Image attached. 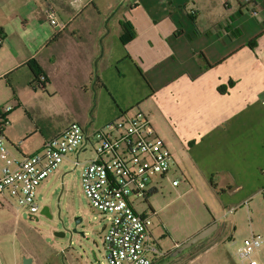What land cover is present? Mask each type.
Wrapping results in <instances>:
<instances>
[{"label":"crops","instance_id":"obj_1","mask_svg":"<svg viewBox=\"0 0 264 264\" xmlns=\"http://www.w3.org/2000/svg\"><path fill=\"white\" fill-rule=\"evenodd\" d=\"M89 1L82 0L77 9H59V15L55 12L63 29L56 32L49 25L48 39L43 38L41 45L31 40L26 21H18L17 16L12 18L14 30L8 32L0 26V79L5 80L9 73L32 77L26 63L34 59L45 73L46 84L61 71L62 78H77L81 95L74 100L92 108L89 118L80 115L60 128H37L43 141L71 123L83 127L79 120H84L86 130H95L93 125L97 129L120 114L141 111L139 104L153 100L142 111L150 123L161 118L172 127L181 146L191 142L186 153L179 152L151 123L165 145H171L177 169L184 164L183 157L189 158L204 180L216 185L227 211L243 204L250 205L252 212L255 203L264 210V0H138L140 6L131 0L124 9L79 23ZM123 25L135 34L126 44L120 41ZM254 39L251 49L248 43ZM54 45L61 46L59 51L42 56ZM6 135L15 146V136ZM175 151L182 155L179 160ZM213 223L212 219L199 229ZM219 231L216 223L204 239ZM208 243L209 239L204 252ZM179 245L174 243L166 250L158 246L162 256L152 264L185 262L163 257L169 251L174 255ZM91 249L83 252L85 264H93L89 251L97 258ZM263 252L261 247L254 256ZM226 256L225 251L222 264H228ZM16 257L19 260L14 264H21L23 254L18 252ZM71 259L74 263L64 257L59 264H81L73 256Z\"/></svg>","mask_w":264,"mask_h":264},{"label":"rangeland","instance_id":"obj_2","mask_svg":"<svg viewBox=\"0 0 264 264\" xmlns=\"http://www.w3.org/2000/svg\"><path fill=\"white\" fill-rule=\"evenodd\" d=\"M128 1L131 0H90L78 22L86 18L98 20L109 15L113 9H124ZM136 3L140 6L138 0ZM48 7L55 9L58 15L59 9H77L67 0H0V26L4 25L8 32L14 30L15 20L12 18L17 16L18 21H26L25 26L30 29L31 40L41 45L43 38L51 30L49 23L41 19L42 15L45 19L44 12ZM107 9L110 11L105 14ZM96 10H100V15ZM79 23L74 22L75 25ZM60 45H54L53 48L44 51L42 56L59 51ZM2 53L0 52V56ZM204 66L205 69L206 64ZM70 73L73 74V71ZM60 74L54 75L52 82L45 84V89L37 83L29 87L33 80L29 75L22 77L21 74H10L7 80L0 79V114L7 122L2 136L6 140V134L11 132L15 136L13 145L18 146V150L25 155L35 154L43 145L37 128L45 129L49 126L60 128L73 118L80 115L89 118L93 113L91 107L78 105L74 100L81 95L77 88L79 80L73 79V75L62 78ZM25 79L29 83H26ZM6 81L11 87L6 86ZM154 102L148 100L139 104L138 109L143 113L144 108ZM5 107L10 108L9 113L3 112ZM77 122L83 127L86 126L84 120ZM151 123L161 138L173 141L179 152H187L191 142L181 146L175 141L171 132L172 127L166 121L156 117L155 122L151 120ZM91 128L96 129L95 125ZM170 146L166 145V148L172 154ZM174 153L175 158L179 160L182 155L176 151ZM183 159L184 164H179L178 169L171 173V177L178 181V186L173 188L170 180H164L161 189L147 199L153 211L149 228L153 239L161 249L166 250L174 243L181 245L188 241L204 229H199L204 223H209L213 219L220 231L208 238L207 251L204 252L203 248L208 239H203L186 249V253L183 252L182 255L178 253L171 257L176 262L185 260L184 264H222V255L226 251L229 254L226 256L228 264H241L235 253L241 243L250 236V232L264 241L262 206L255 203L252 206L253 211L250 212V205L242 204L228 213L219 201V190L217 188L214 190L204 180L189 158ZM36 200L38 213L30 217L25 209L10 206L0 199V264L16 263L19 260L16 257L18 252L24 256L21 258V264L25 257L34 259L35 264H59L63 262L64 257L68 262L74 263L71 256L79 263L85 264L87 257L83 252L88 248H92L97 257L94 258L89 251L88 258L91 263L106 264L102 246V229L106 221L89 206L80 185L78 170H72L67 163H62L58 171L38 189ZM134 209L141 214L147 207L145 204L137 203ZM79 220L80 222L76 224ZM55 233H60L61 236H56ZM196 255L198 257L187 259ZM254 258L258 264H264V252L255 255Z\"/></svg>","mask_w":264,"mask_h":264},{"label":"built area","instance_id":"obj_3","mask_svg":"<svg viewBox=\"0 0 264 264\" xmlns=\"http://www.w3.org/2000/svg\"><path fill=\"white\" fill-rule=\"evenodd\" d=\"M67 1L77 6L82 0ZM44 16L56 32L62 31L53 8L48 7ZM9 111V107L3 109ZM2 117L0 114V130L6 124ZM62 163L78 170L89 206L106 221L102 229L106 264H152L162 256L149 229L153 211L138 214L134 206L146 204L164 180L177 187L178 181L171 177L177 167L145 114L126 112L92 131L71 123L44 140L32 155L21 154L18 146L7 144L0 133V199L25 209L30 217L36 215L37 191ZM263 244L261 237L250 235L235 256L242 264H257L253 256Z\"/></svg>","mask_w":264,"mask_h":264},{"label":"trees","instance_id":"obj_4","mask_svg":"<svg viewBox=\"0 0 264 264\" xmlns=\"http://www.w3.org/2000/svg\"><path fill=\"white\" fill-rule=\"evenodd\" d=\"M135 37V34L134 32L132 31V28L131 27H128V26H125L123 25L122 26V33H121V36H120V41L122 42V44H126L128 43L129 41H131L133 38ZM257 39V38H256ZM254 39L253 41L249 42L248 43V46L253 49V43L254 41L256 40ZM26 66L30 69L31 73H32V77H33V80L32 82H30L29 84L33 87V84L34 83H37L40 87L44 88L45 87V84H46V77H45V73L44 71L36 64L35 60L34 59H31L29 60L27 63H26ZM10 75L7 74L4 79L7 80V77ZM43 78V80L41 81L40 78ZM45 80V81H44ZM6 84L7 86L11 87L10 83L6 81ZM211 182V181H210ZM211 187L216 190V185H214L213 183H211ZM150 210V209H149ZM187 250H185L186 252Z\"/></svg>","mask_w":264,"mask_h":264},{"label":"water","instance_id":"obj_5","mask_svg":"<svg viewBox=\"0 0 264 264\" xmlns=\"http://www.w3.org/2000/svg\"><path fill=\"white\" fill-rule=\"evenodd\" d=\"M79 221L76 222L79 223ZM216 228V223L211 224L210 226L206 227L205 229H203L202 231H200L199 233H197L195 236H193L191 239H189L188 241L182 243L181 245H179L176 250H175V254L178 253H182L183 251H185L186 249L190 248L191 246L195 245L196 243H198L199 241L203 240L204 238H206L207 236H209ZM56 236H61L60 233H55ZM22 264H32V259L25 257L23 258V262Z\"/></svg>","mask_w":264,"mask_h":264},{"label":"flooded vegetation","instance_id":"obj_6","mask_svg":"<svg viewBox=\"0 0 264 264\" xmlns=\"http://www.w3.org/2000/svg\"><path fill=\"white\" fill-rule=\"evenodd\" d=\"M171 255H172V251H169V252H165L163 254V257H165V258L167 257V259H172Z\"/></svg>","mask_w":264,"mask_h":264}]
</instances>
